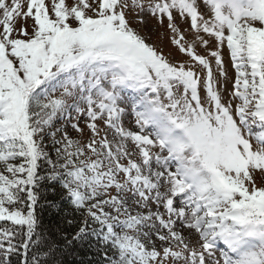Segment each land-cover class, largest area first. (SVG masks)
<instances>
[{
  "label": "snow or ice",
  "instance_id": "1",
  "mask_svg": "<svg viewBox=\"0 0 264 264\" xmlns=\"http://www.w3.org/2000/svg\"><path fill=\"white\" fill-rule=\"evenodd\" d=\"M69 256L264 264V0H0V264Z\"/></svg>",
  "mask_w": 264,
  "mask_h": 264
},
{
  "label": "rangeland",
  "instance_id": "2",
  "mask_svg": "<svg viewBox=\"0 0 264 264\" xmlns=\"http://www.w3.org/2000/svg\"><path fill=\"white\" fill-rule=\"evenodd\" d=\"M145 23L140 25V24H134V27H137L141 33L145 34L146 36L149 37V43L155 44L157 47H162L165 54L169 53L170 51L173 52L175 54V49L174 47L170 44L169 41V32L166 28V21H165V25L162 27L160 26L157 21L155 19H153L150 16H145L144 18ZM178 24L180 25L181 29L183 30L184 28H186L188 25L186 22H180L179 20L177 21ZM186 38L188 40H191V35L186 33ZM199 51H203L202 49H198ZM177 59H184L183 56L180 55H176ZM224 60H225V67L228 71V76L230 78L234 77V70L231 69L230 67V61H229V56L227 54V50L225 49L224 52ZM231 88L230 85V81L227 85V88L225 89V96L227 93V90ZM60 123H62V121H57V124L59 125ZM69 134L73 137L76 138L77 134L74 132V130H72L69 126Z\"/></svg>",
  "mask_w": 264,
  "mask_h": 264
},
{
  "label": "trees",
  "instance_id": "3",
  "mask_svg": "<svg viewBox=\"0 0 264 264\" xmlns=\"http://www.w3.org/2000/svg\"><path fill=\"white\" fill-rule=\"evenodd\" d=\"M40 193H41V195H43V196H46L47 197V199L48 200H50V201H59V188H57V190H56V194L55 195H53V193L50 191V190H48V191H46L45 189H40ZM44 203V201L42 200L41 201V204H43ZM40 212V209H39V207H38V213ZM42 216H43V219H44V222L45 223H53V222H55L51 217H50V210H48V209H46L45 208V210L42 212V213H40ZM81 255L83 256L84 255V253H81ZM15 257H13V262H14V264H15ZM68 264H79V261L78 260H76V261H74L73 260V258L71 257V256H69L68 258Z\"/></svg>",
  "mask_w": 264,
  "mask_h": 264
}]
</instances>
